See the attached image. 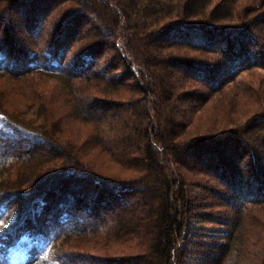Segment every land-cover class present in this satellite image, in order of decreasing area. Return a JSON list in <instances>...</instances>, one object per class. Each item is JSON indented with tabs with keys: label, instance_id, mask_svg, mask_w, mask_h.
<instances>
[{
	"label": "trees",
	"instance_id": "1",
	"mask_svg": "<svg viewBox=\"0 0 264 264\" xmlns=\"http://www.w3.org/2000/svg\"><path fill=\"white\" fill-rule=\"evenodd\" d=\"M250 1L242 14L236 0H0V75L69 80L66 114L93 124L95 139L82 140L80 151L132 173L106 178L78 159L76 142L14 120L0 106V146L22 147L9 132L30 135L25 157L34 163L45 145L63 149L57 170L36 163L17 184L0 183V264L74 263L55 249L57 239L99 226L128 241L129 252L78 264H182L178 242L199 176L212 184L207 196L235 214L264 202V107L241 122L235 97L245 88H226L238 72L264 69V10ZM60 2L69 8L51 16ZM17 3L25 8L18 26L4 22L2 11ZM9 150L0 159L22 160ZM85 177L91 187L81 185ZM22 195L24 204L11 209ZM223 245L229 241L216 246Z\"/></svg>",
	"mask_w": 264,
	"mask_h": 264
},
{
	"label": "rangeland",
	"instance_id": "2",
	"mask_svg": "<svg viewBox=\"0 0 264 264\" xmlns=\"http://www.w3.org/2000/svg\"><path fill=\"white\" fill-rule=\"evenodd\" d=\"M179 1L171 0L173 4ZM257 2H261L259 10H264V0H257ZM10 5L6 6L5 10H2L3 13L6 12L3 18L4 22L7 21L8 17V19L10 18L18 26L23 21L21 20L23 16L20 15V11H23L25 8L21 6L22 4L18 3L12 7H9ZM68 6L69 4L64 5L63 2H60L57 4V9L52 11L51 16L54 17L58 13V10L69 8ZM252 6L254 4L250 0H236L235 12L243 14L244 11H250L251 9L248 7ZM38 15L40 14L38 13ZM81 24L84 25L83 27H86L85 23ZM99 63L94 65V67H99ZM235 83L240 88H245V93L239 92L235 97V99H239V101L237 100L236 108L242 114L240 118L242 119L241 122H244L258 106L264 107V69L261 67H250L249 69L242 70L236 74L233 80L226 84V88H230ZM69 84V80L67 79L62 80L50 75L28 77L26 81H21L20 83L17 80L11 79L6 74H1L0 106L14 120L29 123L35 129L45 128L55 132L56 135L62 138V141L67 139L68 142H76L78 152L80 151L79 145L84 151L86 146L82 140L89 142L95 139L91 133L93 124L74 120L71 118V114H66V107L69 105V101H67L65 93L70 86ZM217 103L220 111H226L225 102L219 101ZM210 104H212V101L207 105ZM220 111L218 110V115H220ZM9 135L14 137V139L17 138L22 147L18 148V143L16 144V142L14 146H11L13 144L9 141L7 146H0V153L6 149H10L9 153L11 154H21L22 160L20 161L18 158H15V155L14 159L10 162H8L10 159L4 156L5 154L1 157L0 171L3 173L0 176L1 184H17L15 182L23 180L26 174L30 172L31 167H34L36 163H42V169H58V166L53 165V163L56 159H58V162L60 161L63 149L45 145L43 148L44 152L42 150V159L34 163L28 157H25L28 149L26 140L31 141L32 136L28 134L19 136L15 132L14 134L9 132ZM105 158L104 155H94L92 150L87 149V152L80 151L78 159L87 164L89 163L88 165L96 170L105 171L108 175L106 178L108 179L112 177H130L131 179L132 173L130 170L127 171L111 162L106 163V166L101 165L106 162ZM15 173L17 174L15 175ZM199 177H201V180L196 185L193 184L189 187L192 200L195 202H193L194 206L188 214V219L185 222L181 238L178 242L180 250L184 253L182 264H214L215 262L213 261H220V264H264V202L247 204L242 211L238 210L235 214L234 211L236 209L233 207L224 204L220 205L222 201L219 200V197L207 196L210 193L204 187L207 186L209 188L210 186L208 185L212 184L206 176ZM89 180L88 177L83 178L80 180L81 185L84 187L90 186ZM4 181H8L9 183H4ZM70 183L73 185L79 183V181L72 179ZM125 195H127V192L124 193ZM90 197L93 196L90 194ZM23 199L25 197L22 195L19 200L20 203L13 205L11 209L14 207V209L19 210L24 204ZM110 203L113 202L110 201L106 205L110 207L112 205ZM102 205L104 204L102 203ZM221 217L226 218V221H230L227 223L228 225L225 223L221 224L219 221ZM232 217H235L236 222L232 220ZM231 221L234 222V225ZM5 226L4 219H1L0 229L5 228ZM105 228L107 226H99L94 232L90 231L88 233L84 232L59 237L54 247L61 252L74 255L75 261L70 264H78L77 262L82 258L92 262L104 263V255L111 257L129 252L127 249L128 241L117 240V238H114L116 236L113 233H107ZM226 240L229 241L230 245L217 247L220 244H225ZM104 244L106 245L102 246ZM218 249L220 250L218 255H210L217 252ZM4 252L7 253L5 249ZM18 255V251L12 254L15 261Z\"/></svg>",
	"mask_w": 264,
	"mask_h": 264
}]
</instances>
